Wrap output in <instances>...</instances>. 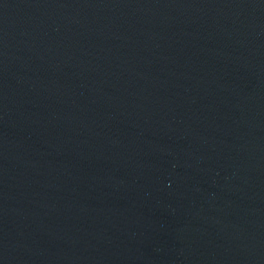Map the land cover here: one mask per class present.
<instances>
[{"label": "water", "instance_id": "obj_1", "mask_svg": "<svg viewBox=\"0 0 264 264\" xmlns=\"http://www.w3.org/2000/svg\"><path fill=\"white\" fill-rule=\"evenodd\" d=\"M0 264H264V0H0Z\"/></svg>", "mask_w": 264, "mask_h": 264}]
</instances>
